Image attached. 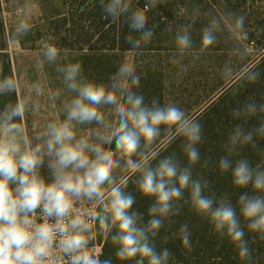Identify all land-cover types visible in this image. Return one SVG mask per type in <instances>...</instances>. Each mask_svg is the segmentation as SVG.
<instances>
[{
	"label": "clouds",
	"instance_id": "1",
	"mask_svg": "<svg viewBox=\"0 0 264 264\" xmlns=\"http://www.w3.org/2000/svg\"><path fill=\"white\" fill-rule=\"evenodd\" d=\"M127 10L124 0H109L105 6L111 17ZM234 25L242 30L243 17H237ZM127 26L133 39L148 41L153 35L137 12L128 15ZM28 27L21 20L17 31H27ZM174 42L180 50L191 47L186 27L177 31ZM213 42L212 30L205 28L201 44L207 47ZM42 52L44 59L52 62L57 59L59 49L54 43H47ZM59 71L64 88L73 93L62 104V120L49 121L30 138L22 127L26 101L17 99L0 108V264H57V254L66 264H112L110 259H100V247L87 243L86 234L97 224L105 238L113 227L116 229L110 239L117 246V260L135 258V264H170L169 249L162 247L157 251L151 238L161 228L162 219L175 214L172 203L180 199L185 188L190 189L193 209L208 217L215 232L228 238L242 264H253L254 250L244 238L245 231L231 203L220 199L213 206V199L202 195L206 184L191 179L189 169L180 168L173 156L162 157L152 166L150 161L156 153H137L141 138L149 144L160 135L161 126H165L174 130L168 136L169 141L177 136L184 138L183 152L188 163L195 164L199 159L195 145L201 139L197 121L175 104L160 106L153 100L151 105H145L142 95L127 91L139 84V77L131 73L127 64L118 68L110 87L82 78L78 62L65 64ZM246 78L255 82L257 73L249 70ZM18 86L17 78L0 76V95L16 93ZM32 87L37 95L41 94L39 84ZM105 105L113 106L110 122L100 110ZM261 110L264 104L249 102L233 109L232 115L250 117ZM92 122L102 125L106 132L92 129L87 135L77 136L75 126ZM254 136L264 137V122L252 130L234 127L227 141L229 153L237 145L254 146ZM90 137L99 142H92ZM33 139L37 143L33 144ZM102 144L126 157V170L139 173L136 181L139 193L154 198L146 223L141 224L137 213L129 211L134 198L123 191L126 178L115 183L112 172L118 161L109 159L112 153L102 148ZM133 154L140 158L134 161ZM45 158L52 177L50 182L39 171ZM218 167L222 173L230 169L234 187L251 188L253 195L242 193L238 197L239 216L246 222L249 233L264 240V160L251 165L243 158L234 164L221 158ZM106 185L109 187L105 197L102 190ZM88 202L94 207H85ZM177 235L181 247L191 251L187 226L181 225ZM171 264H175L174 258Z\"/></svg>",
	"mask_w": 264,
	"mask_h": 264
},
{
	"label": "trees",
	"instance_id": "2",
	"mask_svg": "<svg viewBox=\"0 0 264 264\" xmlns=\"http://www.w3.org/2000/svg\"><path fill=\"white\" fill-rule=\"evenodd\" d=\"M109 0H71L74 3V12L69 14V25H76L74 17L88 22L85 26L91 31L85 41L84 48L89 50H115L123 51H232L236 54L242 53L243 43L252 44L255 53L250 59L242 64L233 78L221 88V92L215 100L210 101L197 115L196 120L201 127V139L195 145L199 152V159L195 164H189L186 156L179 157L178 166L187 167L191 179L199 180L202 185V195L213 199V206L220 199H226L236 209L237 219L240 227L245 231V240L253 249V264H264V240L258 239L255 233H249L246 222L239 216L238 197L242 193L253 195L251 188L239 189L233 186L228 172H221L218 161L221 158L229 159L233 164L237 159L243 158L250 161L251 165L258 164L261 157L264 158V137L254 136L253 145H237L231 153L228 151V136L237 125L245 130H252L258 124L264 122V110L257 111L250 117H235L233 109H240L243 105L252 102L256 105L264 104V0H124L128 5L126 13L115 17L108 16L105 6ZM2 1L0 0V76L9 75L14 78L10 54L8 52V40L17 39L8 32L2 14ZM132 12L141 15L143 25L151 30L153 35L150 40L133 39L127 26V17ZM85 13V14H84ZM237 17H243L242 30L235 28L234 21ZM66 19V18H65ZM70 27L68 29H70ZM186 27L188 29L191 47L180 50L176 47L174 37L177 31ZM83 29V27H81ZM80 28V30H81ZM205 28H210L214 36V42L207 47L201 44V35ZM75 32V29H72ZM50 37V36H49ZM242 37V38H241ZM54 38V37H53ZM65 36L57 41L49 40L58 49H73L72 40L66 44ZM64 40V41H63ZM22 44V43H21ZM80 50L81 45H76ZM101 53L99 57H106ZM108 62L101 61V65ZM121 65V63H120ZM159 65L154 64L140 71V88L138 95L144 97V103L150 99L149 80L157 82V75L151 76V70L156 71ZM118 68V66H117ZM251 70L257 73L255 82H249L246 73ZM155 73V72H153ZM159 86L158 88H160ZM18 99L17 93H6L0 95V108L6 103H15ZM165 135L158 136L151 143L146 144L141 138L137 153L151 154L160 144ZM179 136L175 137L178 138ZM185 141L183 142V144ZM162 152V151H161ZM161 152L156 151V157L150 161L155 166L161 157ZM246 153L243 156L240 153ZM140 156L133 154L131 159L138 160ZM253 161L254 163H251ZM256 162V163H255ZM139 173L126 172L121 179L126 178L123 191L134 198V203L129 211H135L140 217V223H146L149 219L148 208L154 203V198L145 197L136 188ZM178 186V185H177ZM175 214H169L162 219V225L151 242L157 251L167 247L170 251V264L174 258L175 264H242L236 256L234 245L227 237L214 231L207 216L198 214L191 205L190 189L182 190L179 200L172 203ZM181 225H186L192 242L191 251L181 247L178 238V230ZM116 232L113 227L108 237L103 239L100 259H110L112 264H135L132 261H119L115 257L116 245L111 242V235Z\"/></svg>",
	"mask_w": 264,
	"mask_h": 264
},
{
	"label": "rangeland",
	"instance_id": "3",
	"mask_svg": "<svg viewBox=\"0 0 264 264\" xmlns=\"http://www.w3.org/2000/svg\"><path fill=\"white\" fill-rule=\"evenodd\" d=\"M1 1L2 14L7 31L12 32L14 36H19L21 39V42L17 39H9L7 48L10 54L14 78L19 81L16 91L18 99L26 101L27 106L22 127L30 138L35 133L41 132L49 121L62 120L64 118L62 104L67 97L73 95L62 84V73L59 69L65 64L80 63L82 78L108 87L114 82L112 77L122 64L129 65L131 73L138 77H140V71L158 64L159 67L156 71H150L152 79L153 75H157V82L149 80V92L150 94L151 92L153 93L150 95V99L145 102V105H151L153 100L160 106L172 103L182 109L186 116L196 120L201 110L210 101L215 100L221 92V88L233 78L237 69L255 53L252 44L246 43L241 46L243 52L239 54L223 50L176 52L89 50L84 48L87 43L85 39L91 33L85 27L88 22H83L78 17H74L77 25L73 26L75 32L72 30V26L70 27L69 25L70 20L67 16L74 12L75 8L74 3H70L67 6L68 1L71 0ZM21 20L29 25L27 31H17L18 23ZM69 27L70 29H68ZM62 36L66 37V40H63L66 44H70L72 40L76 41V39L79 44L77 42L73 43V49H59L55 61L49 62L45 60L42 50L43 46L49 43L47 39L57 41ZM76 45H81L83 48L78 50L74 48ZM101 53H106V57H99ZM101 61L108 63L100 66ZM34 83L39 84L40 95H37L32 87ZM159 86H161V89L158 88ZM140 88H143V86L140 85L139 81L136 87H129L127 91L138 93ZM53 93H58V95H53ZM116 94L119 95V91ZM112 108L113 106L105 105L100 109L105 113L107 122L112 120ZM92 129L106 132L102 125H98L95 122L77 125L74 131L77 136H81L87 135ZM173 131L161 126L159 136H165L152 153L158 150L159 152L162 151V157L173 156L177 163H181L178 159L185 155L183 152L184 138L179 136L169 141L168 136ZM90 138L94 143L99 142L95 137ZM32 143H37V141L33 139ZM101 147L112 153L109 159L118 161L117 167L112 172L116 183L128 172L125 168L126 157L111 149L107 144H102ZM240 154L243 156L246 153ZM261 160H264V158L261 157ZM251 163L254 162L251 161ZM39 171L46 182L51 181L52 177L47 167V158L40 166ZM108 187L106 185L102 190L105 197ZM99 211L100 209L97 208V212ZM94 233L98 238L103 236L99 225L95 226ZM90 241H92V237H88L87 242Z\"/></svg>",
	"mask_w": 264,
	"mask_h": 264
},
{
	"label": "built area",
	"instance_id": "4",
	"mask_svg": "<svg viewBox=\"0 0 264 264\" xmlns=\"http://www.w3.org/2000/svg\"><path fill=\"white\" fill-rule=\"evenodd\" d=\"M85 207L92 208V207H94V205L91 202H88V203H86ZM96 211H97V209H96ZM97 225H95V226H97ZM95 226L86 234L87 237H92V241L87 242V243L89 246H97V247H100L102 249L104 235L101 238L96 237L95 233H94ZM57 264H66V262L63 261V258L60 257V254H57Z\"/></svg>",
	"mask_w": 264,
	"mask_h": 264
}]
</instances>
